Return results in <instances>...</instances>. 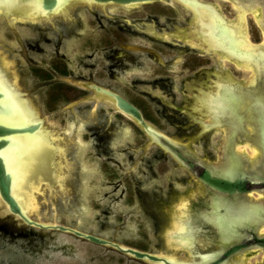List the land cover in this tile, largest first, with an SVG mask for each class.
<instances>
[{"label": "flooded vegetation", "instance_id": "flooded-vegetation-1", "mask_svg": "<svg viewBox=\"0 0 264 264\" xmlns=\"http://www.w3.org/2000/svg\"><path fill=\"white\" fill-rule=\"evenodd\" d=\"M44 4L45 0H16L12 8L1 4L6 14L0 13V18L7 25L13 19L15 25L34 27L33 32L14 33L32 51H46L41 40L53 47L49 61L39 63L29 55L27 72L49 108L64 103L70 110L69 130L81 138L76 150L83 154L92 141L103 154L115 138L121 139L127 127L131 135L139 132L145 136L143 149L152 148L146 163L150 173H157L154 163L164 173L173 163L179 174L167 176L179 181L184 191L192 190V198L180 197L156 211V197L162 188L143 191L140 180L136 181L144 210L156 224L161 220L159 214L169 222L163 239L176 236V241L190 249H182L190 262L207 264L210 259L205 262L199 256L214 255L216 264H231L224 256L230 246L264 236V191L221 193L204 185L196 173L203 168L210 172L232 161L240 163L246 179L253 170H261L264 40L258 36H264V0H53L49 9ZM74 38L78 54L73 60L69 40ZM20 54L27 56L23 50ZM115 95L138 110L149 132L117 107ZM234 107L243 119L234 118ZM39 118L35 121L41 128L35 136L39 177L44 178L49 164L52 173L58 171L63 155L68 174L57 182L61 188L68 185L67 194H76L75 182L68 180L77 168L74 150L65 143L61 150L58 144L63 131L51 138ZM66 138L71 142V137ZM125 146L131 147L130 142ZM193 146H199L201 153ZM241 146L244 149L239 151ZM247 151L255 152L252 160ZM20 166L27 170L26 160ZM172 185L170 179L169 188ZM254 193L263 198H253ZM219 196L229 198L232 215L228 223L210 216L213 199ZM181 202L185 203L179 211L185 214L178 217L185 222L179 231L168 235ZM253 209L255 215L250 216ZM258 251L264 248L239 255V261L245 264L244 259Z\"/></svg>", "mask_w": 264, "mask_h": 264}, {"label": "rangeland", "instance_id": "rangeland-1", "mask_svg": "<svg viewBox=\"0 0 264 264\" xmlns=\"http://www.w3.org/2000/svg\"><path fill=\"white\" fill-rule=\"evenodd\" d=\"M51 2L52 0L47 1L48 4ZM15 3L16 0H4L0 2V7L1 4L6 8L15 5ZM8 23L10 25H7L6 21L0 18V60H3L1 62L6 65L4 67L8 70V76H11V80L13 81V83H11L12 88L15 86V89L24 92L29 98H26V100L22 97V100L29 105L33 111L30 115L31 117L27 119L37 118L39 120V117H41L45 122L46 131L51 133V138H55V135L63 131V133H61L63 137L61 141L63 143L61 142L62 146L58 144L59 148L62 150L64 149L63 144H67L70 151L71 149L74 150V161L77 162V168L74 174L68 176L69 181L73 180L75 182L77 192L76 194H67L65 191L69 189L68 185L66 187L64 185L63 189L59 187V184H62L60 182L58 184L57 182L68 174V164L65 161L66 158L64 159L63 155L59 157L57 165L58 171L52 173L53 168H51L52 165L49 164L50 168H46V170H48L47 173L44 172L42 175L44 178L39 177L40 174L38 172L39 170H37L38 164L36 160V153H38L39 149L32 146L29 153L27 152V158L25 160L27 162L28 171L34 168L37 171L34 175L30 174V178H27L26 182H24L25 186H22V189L20 188L18 194H14L16 199L22 201L21 203L26 210H30L31 218L34 220L70 225L84 232H91L123 245H130L148 252L164 254L188 263L190 261L189 256L186 251L182 250L184 248L169 242L171 236H169L170 238L165 237V240L163 239V234L166 229L170 228L169 222L163 220L165 216L159 214L161 220L156 224L150 212L144 210L143 202L139 199V195L136 192V181L139 180L143 191L153 189L155 186L161 187L162 191H160L155 201L156 211L164 210V208L173 201L177 202L180 197L192 198V196H189L192 190L184 191V187L179 184V181L167 176L168 173L178 175V169L174 168L173 163H169V168L167 167L168 171L164 173L163 170L160 171L161 167L159 164L154 163V169L157 173L151 174L146 163L147 156L150 155L152 148L148 146L147 149H143L142 145L146 137L142 136L139 132L131 135L128 131V127L126 130L124 129V134H122L121 139L115 138L113 140L107 152L99 154L96 148L93 147L91 141L89 150L85 149L83 154H80V151L76 149L81 138L79 134H77L78 132L70 131V127H68L67 116L70 110L65 109L66 106L64 103H60L55 109L49 108L40 96V92L38 93L33 87V80L27 72V65L30 64L27 60L29 55L34 56L35 60L39 63L46 62L47 60L49 61L50 57L54 54L52 50L53 47L51 48V45L48 46V44L41 40L39 42L43 47H46V51L43 53L32 51L30 47H26V41L19 40L15 37L14 33L25 34V32H33L34 27L15 25L13 24V19ZM248 33L247 35H249ZM258 37L260 40H264L263 35H261V38L260 36ZM258 37H256L255 40H257ZM69 41V53L74 60L78 54L76 50L78 40L74 38ZM20 50H23L27 56L22 58ZM19 65L23 66L21 69L22 72L18 68ZM238 78H240V76H238ZM2 87V83H0V88L7 91L4 90L9 97V101L11 100L10 102L12 103L15 101L16 105H18L16 99H14L8 91L7 86H4V88ZM18 95H20V93ZM8 103L9 102H7V104L4 103L6 106L2 104L4 109L3 113H6L7 110L10 109L11 105ZM13 109H15V106H13ZM232 109L235 119H243L240 112L238 114L235 113L236 107ZM259 110L262 112L264 120V108L260 107ZM27 119L25 118L23 121ZM16 124L17 123L9 122V124L6 125H15L16 127L24 126H17ZM262 125L264 126V122ZM37 132H39V129L34 133L29 132V134L26 133L23 135H34ZM66 132L69 133L65 136L64 133ZM66 137H71V142ZM56 138L58 137L56 136ZM133 140H136L135 144H138V147L134 148L135 144L133 142L135 141ZM127 141L130 142L131 147L125 146V142ZM193 148L198 153H201L199 146H193ZM243 149L244 147L242 146L238 147L239 151ZM246 155L248 159L252 160L256 154L254 151H247ZM69 156H71V154L67 155V157ZM2 158L4 159L3 156ZM217 159L218 158L215 157L213 161L216 162ZM22 160L25 162L24 159ZM4 161L7 165V161L5 159ZM9 165L12 167L15 165V162L10 161ZM103 166L105 167L104 170ZM210 173L229 180L235 177L244 178L241 165L237 161H232L231 164L221 168L215 166L210 170ZM170 179L173 180L171 188L168 186ZM65 181L66 179H64V182ZM27 193L29 199H27ZM198 194L201 195L202 192H198ZM252 197L256 199L260 197L263 198L261 193H254ZM184 203L185 202H181L179 204L178 211L180 208L183 210ZM212 205L214 209L210 216L212 217L213 215L215 219L223 223H228L232 215L229 198L224 196L216 197L213 199ZM220 205L221 207H219ZM254 211L255 209L248 212L250 216L255 215ZM177 212L174 219L175 223L168 235H170L173 230H176L174 227H179V224L183 221L178 216L184 215L185 212ZM228 232H231V230L229 229ZM244 261L245 264L264 263V251H258L253 255H249ZM0 264L147 263H143L129 256L127 257L110 247L106 248L90 243L87 240H82L66 232L63 233L58 230H40L35 227L24 225L19 221H13L11 216L4 215L0 211Z\"/></svg>", "mask_w": 264, "mask_h": 264}, {"label": "water", "instance_id": "water-1", "mask_svg": "<svg viewBox=\"0 0 264 264\" xmlns=\"http://www.w3.org/2000/svg\"><path fill=\"white\" fill-rule=\"evenodd\" d=\"M47 1L48 0H45L44 6L47 9H49L52 5L53 0L50 4H48ZM0 70L3 71L4 74H6L10 83H13V81L11 80V76H8L9 75L8 70H6V68L1 63V61H0ZM0 73L2 74V72ZM20 92L21 91H19V93ZM115 97H116L117 107L123 113L133 116L138 121L140 126L145 130V132H149L150 127L148 126L147 123H145L144 119L139 114L138 110L132 104H130L126 99H123L118 95H115ZM2 99H3L2 92L0 91V113L4 112L3 106L1 104ZM38 124L39 122H35V123L32 122L24 126L16 127V126H8L0 122V151L5 149L9 145V141H10L9 137L19 134H25V133L29 134V132L34 133L39 128ZM259 133L261 137H264V126L262 125V123L260 125ZM261 143L262 146L260 147L263 154V158L260 161V165H259L261 167V170L260 169L253 170L251 172L250 177H248V179L243 177H235L229 180L227 178L212 174L205 168L201 169L198 173H196V176L200 179V181L204 185L208 186L209 188H212L214 191H218L221 193L233 194L236 192H247L254 190L264 191V172L262 170V168L264 167V141ZM11 189H12L11 175L6 169L5 162L3 161L0 155V211L4 215L11 216L13 218V221L22 220L25 224L31 225L40 230L42 229L58 230L63 233L66 232L82 240H87L90 243L103 246L106 248L110 247L127 257L129 256L143 263L177 264L172 260L168 259L164 254L154 253L150 251L148 252L145 250L132 247L130 245L128 246L123 245L114 240L108 238L105 239L91 232H87V231L84 232L70 225H65V224L61 225L50 221L41 222L34 220L31 218V215L27 216L22 211L19 204L16 202L15 198L13 197ZM261 247L264 248V236H255L234 243V245L230 246L227 252L224 253V256L225 258H227V261L230 262L231 264H244L241 261H239V255L246 252L255 251V249ZM199 257L204 258V256H199ZM194 258H196V256ZM209 259L210 262H212L213 264L217 263V261H215L214 255ZM210 262H207V264H210ZM195 264H200V263H195ZM202 264H206V263H202ZM257 264H264V263H257Z\"/></svg>", "mask_w": 264, "mask_h": 264}, {"label": "bare ground", "instance_id": "bare-ground-1", "mask_svg": "<svg viewBox=\"0 0 264 264\" xmlns=\"http://www.w3.org/2000/svg\"><path fill=\"white\" fill-rule=\"evenodd\" d=\"M12 7L13 6H9L8 8H12ZM0 13H5V12L1 11ZM9 15H12V13L9 14ZM0 61H3V60H0ZM1 63L4 65L3 62H1ZM4 66H6V65H4ZM0 72H2V74L0 73V80H1L0 83H2V86H3L2 88H4V86H7L8 91L11 93L12 97H14V99H16V102H18V105H16L15 101H14V103L10 102L11 100L9 101V97H8V95L6 93L7 91L4 89L6 91L5 92L3 89L0 88V91L1 92L3 91L2 92V97L4 98V99L1 100V104H4V103L7 104V102H9L8 104L11 105L10 109L7 110L6 113H0V122L5 123V124H9V122H14V123H17L16 124L17 126H19V125H27L28 123L30 124V123L36 121V119H30V120H28L29 117H31L30 115H31V113H33V111L31 110V108L29 107V105H27L26 103H24V101L22 100L21 94L18 95L19 94L18 93L19 90L15 89V86L12 88V84L8 80L6 74H4L3 71H1V70H0ZM23 98L26 99L27 97H23ZM4 106H6V105L4 104ZM13 106H15V109H13ZM25 118L26 119L28 118V119L26 121H23ZM21 120L23 122H19ZM40 126H41V124H40ZM39 129H41V128H39ZM37 134H38V132L35 133L34 135H23V134H19V135L11 136V137H9V139H10L9 145L10 146L8 145L5 149H3V150L0 151L1 157L3 156L4 159L7 161V165L5 163L6 169L8 170L9 173L11 172L10 175H11V182H12V189H11L12 195L15 198L16 202L19 204V206L22 209V211L27 216H30L31 215L30 210H26L24 208L23 204L21 203L22 201L21 200H17L16 197L14 196V194H18L20 188L22 189V186H25L24 182H26L27 178H30V174L34 175V173L37 170H39V169L36 170L35 168H34L35 169L34 170L32 168L33 170L28 171V170H26V169H24V168H22L20 166L21 162L23 161L22 159L25 160L27 158V152L29 153V151L31 150L30 148L32 146L38 148L37 147V143L38 142H37L36 137H35ZM36 157L37 158L39 157V154L38 153H36ZM37 158H36V160H37ZM4 159H3V161H4ZM10 161H14L15 162V165L11 167L9 165ZM37 164H38V160H37ZM28 193H27V199H29ZM184 222H185V220H183V223ZM181 223L179 224V227L178 226H175L174 227V229H176V230H173L172 231L173 233L175 231H179L178 229L182 226ZM169 242L175 244L178 247H181V248L190 250L189 248L186 247L185 244L179 243L178 241H176V236H174V238L171 236ZM166 257L168 259L172 260L173 262L177 263V264H188V263L195 264V263L190 262V261L188 263H186V262H183V261H181V260H179L177 258H174V257H169V256H166ZM209 258H210L209 256H206L202 260H205V262H206ZM197 262H198V260H197ZM198 263H200V262H198Z\"/></svg>", "mask_w": 264, "mask_h": 264}]
</instances>
